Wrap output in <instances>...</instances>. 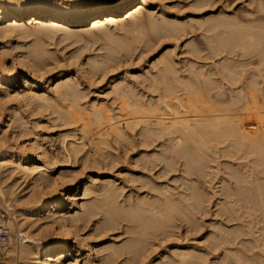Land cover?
<instances>
[{"label":"bare ground","instance_id":"6f19581e","mask_svg":"<svg viewBox=\"0 0 264 264\" xmlns=\"http://www.w3.org/2000/svg\"><path fill=\"white\" fill-rule=\"evenodd\" d=\"M152 2L154 3L155 0H104L102 2H98L97 0H0V38L5 37L7 35L9 36L15 32H17L19 34L20 33H22V34H34V36L36 35V36L41 38L43 36H48V35L50 36V35H52V33L54 34L55 31L62 29V28L66 29L64 31L69 35L70 33L72 34L74 29H76L78 27L83 29L82 30L83 32L90 33L95 29L102 28L103 26L105 27L109 23H115V24L121 23L122 24L127 20H132L134 23H136L137 21H139L141 19L143 20V18L148 20L147 23L149 22V24H150L149 28H151L154 31V34L156 32V33L161 34V35L162 34L163 35H170V36L175 35V34L178 35L179 32L182 31V29H183L182 24H179L177 22L165 19L167 17H165L161 23H158L157 19H156L157 22L154 20V17L151 15L150 10H149V12L147 11L148 15H147V13H145L148 5ZM197 2H196V4H197ZM199 3L200 2H198V4ZM252 4H253V2H252ZM258 6H261V5H258ZM257 9L259 10L258 7H257ZM262 11H263V6H261L260 11H257V12H262ZM245 12L243 11L242 13H245ZM124 15H125V18H123ZM244 15L245 14H243V16ZM243 16L237 17V18L233 17L234 20L233 19L230 20L227 17L226 18L221 17L218 20H213L211 23V24H213L212 28L207 25L208 27L211 28V29H208V31H207V33L210 31L208 33L209 36H207V37L205 36L206 38L204 37V39H203L202 37L204 35H201L202 41L205 40L204 42L211 49V52L214 53L215 51L218 50L216 53L217 55H219L220 51L226 52V54H224V52H221L225 56H223V58L220 59V60H223V62L220 61L223 63V64L221 63L223 68L220 65V67H221L220 71L217 70V68H216V70L214 69L216 72L213 69L207 70V69H205L204 63H203L204 69L202 68V66L198 67L197 66L198 63L196 62L197 61V59H196L195 63H197V64L195 66H197V68H200V69L195 70L194 67H190L188 65L187 68H189L190 71H188L189 69H186L183 71L181 69L182 68L181 67L180 68L181 71L179 70L180 72L183 71V73L181 74L178 71L179 67L176 68L177 64L175 65V63H177V62H175V63L172 62L173 61L171 59L172 56L170 57V54H168V53L164 54L163 53V56H161L160 59L158 58L156 60L157 62L155 63V67L153 65V67L157 69L156 72H154L152 75L149 73L150 75H148V76H151V78L147 77V81H148L149 85L151 86L153 93L158 92L157 93L159 96L158 98L157 97L153 98V96H152L153 100L151 99V97H150L151 100L148 99L149 101H144L143 99H145V98L140 100L141 98H138L134 94H132V88L130 87L129 84H126V82H124V81H118V82L114 81V83L111 85V90H109V91L111 94H113L116 98L119 99V101H120V107L119 108L121 109L120 110L121 112H124L123 115L125 114L126 116H128L126 118L127 119L126 124L124 123L128 128L134 129L136 126L138 127V125H139L141 134H144L145 136L146 135L150 136L153 139L155 136H157L156 138H158V139L160 138L161 140H162L163 136H164V138L166 136V138H168V139L165 138L167 140V142L169 140V136H172L173 138L170 137V140L172 139L171 140V142H172L173 139H175L173 141L174 144L169 143L170 142V140H169L168 143L165 141L167 144H169L168 146H166L167 144H165V142H162V141H164V139L161 141V143H163L161 145L163 152H164V150H163L164 146L166 149L170 148L168 151L165 149V152L164 153L162 152V153L165 154L167 152L168 154H165V156L167 155L168 159L169 158H176V157H172V155L176 156V154L179 155L180 158L181 157L184 158L185 160L183 159V161H186L185 165L189 168V170L192 167L197 169V170L200 167L203 170V168L201 167L203 165V166H205L204 171H206L205 169L207 167L206 166L207 164L204 165L203 163L206 162V161L204 162V160H208L209 158L205 159L204 156L201 154L202 151L204 154V152H205L204 150L206 148L203 147V150L199 153L198 150L202 149L200 146H208L209 147L210 143L221 141V140L224 142V139H225L226 143H228L230 141L232 143V145H234V148L239 151V153L238 152H232L233 156H234L233 158H236L235 157L236 155L234 153H236V154L238 153L237 154L238 159L246 158L248 156L251 157V158L248 157V158H250L249 160L246 159V161L239 163L242 166V169L239 168V165L237 164L238 163L237 162L235 165H233V167L234 166L235 167L230 172L231 173L230 178L232 180L231 184H233V185L231 186V188L229 187V189H228V196H229L228 198H230V196H231L232 200L227 201L228 203H226L225 205L230 204V207L228 206V208L230 210L229 214L231 215L230 219H231V221H234V222L232 224V227L229 228V230H230L229 237L226 236L227 239H229L226 242L229 244L227 251H228V254L230 255V256H228V255L227 256H228V258L230 257L229 264H264V100H263V102H261V99L260 100L258 99V97L260 96V94L258 95V93H260V92H258L259 91V83L255 84L254 85L255 87H254V86H252L253 83L251 84L250 80H249L248 83H250V84L248 85V87L251 85L252 87H254V90H253V88L251 89V87H249L251 89L250 91H248L249 88L248 89L245 88V90L247 92H245V90H244L245 86H243V89H242V87H239V90L241 88V91L239 92V90H238L236 93H234L235 94L234 96L236 97V94L238 93L237 96H239L240 99L234 100L233 97L231 96L232 97L231 103L233 105L230 104V106H228V107L225 106V104H224L225 107L222 105V103H225V102H223L224 100L223 101L221 100L222 101V103H220L221 108L218 106L219 105L218 103H217L218 105H216L220 109L217 108L216 106H213L216 104L214 102L215 97H214V99H212L210 97L211 95L213 96L214 93H215L214 95L216 97H217V95L218 96L220 95L219 93H222V92H218L217 88H215L218 85V82H217L218 77L220 76L219 79H221L222 81L224 79V81H225L227 75L230 76L229 74H231L230 72H232L230 70L231 69L233 70V68L230 69V67L231 66L234 67V64H235L234 63L233 65H231V60L233 59L232 57H236V56H231L232 52L230 54V51L234 50L233 48H235V47H237V49H238V47L240 49L244 48L241 51L245 50V52H244L245 54L248 53V55H251L250 54L251 51L250 52L248 51L249 46L250 47L253 46L251 43L255 44L259 41V43H257V44H259V47L263 45L264 35H262L263 34L262 32H264V15L258 13L256 15L254 14V15L249 16V18L247 16L246 17H243ZM228 17H230V16H228ZM245 20H246V22L250 21V23L247 22V24H246L244 22ZM141 21H139V22H141ZM255 22H256V24H253ZM206 23L208 24V22H206ZM88 25H89V28H83V26H88ZM152 30H151V33L153 32ZM214 30H215V32H213ZM211 32H212V34H211ZM216 32L221 33L219 38H218L219 34L216 35L217 34ZM233 32H236V33H233ZM205 33H206V31L202 34H205ZM229 33H230V35H229ZM232 33H233V36H232ZM222 34H223V36H222ZM225 34H227V36L229 35L230 37L229 36L227 37ZM255 34H256V36H255ZM257 34L258 35L261 34V36H259L258 38L260 39V37H262L263 39L262 38H261L262 40L257 39L256 38ZM214 35H216L217 38L214 37ZM213 37L216 39H219V41L214 39ZM150 40H152V39H150ZM150 40H149V42H150ZM176 41H177V39H176ZM254 41H255V43H254ZM260 41H261V43H260ZM0 43H1L0 44V90H1L2 87H4V86L9 88L10 82L13 81V77H15L14 75L16 73L17 62H19V64H22V65L25 64V62H24L23 58H21L17 54L13 53L12 62H11V64H9L8 53L13 52V51H10L12 49H9L8 46L3 45L2 42H0ZM198 43L199 42H196V44H197L196 47L198 48V50H201V51L204 50V48L202 47L204 45L201 44L202 45L201 46L200 44L198 45ZM190 46H191V44H190ZM194 46L195 45L193 43V46L188 48V49H192V51H191L192 53H190V55L192 56V59L198 58L199 61H202L204 59L202 57L203 53L200 52L202 54V56H201L200 53H198L197 48H195ZM114 47L118 48L117 46H114ZM125 47L126 46L124 45V49H125ZM201 47H202V49H201ZM256 47L257 46H255V47L253 46L251 48L256 49ZM259 47H257L258 50H259ZM33 48H35V47L33 46ZM112 48L113 47L111 46L110 49H112ZM209 48L207 50H210ZM246 48H248L247 49L248 52L246 51ZM251 48H250V50H251ZM263 48H264V46H263ZM115 49L114 50L112 49L111 52L108 55H106L107 58L105 61L103 59V61L105 62V65L108 62H110L111 60H112V62H114L113 56L115 53H117V52H115ZM188 49H187V52H190V50H188ZM207 50H205V51H207ZM261 50H263V53H264V49H262V47H260L259 52ZM46 52L47 51H45V49H42L40 47L39 48L36 47L35 49L31 50V52H30L31 54L28 53L29 55H32L30 57H32L33 61L30 62L29 66H30V72H32L34 75L35 74L37 75L38 72H40V70L45 68L46 62H48L46 60H47V57L49 56V55L47 56V54H49V53H46ZM213 53L211 56L214 55L213 57H217V56H215V53L214 54ZM240 53H242V52H240ZM257 53L258 52H255L256 55H257ZM260 53L263 54L262 52H260ZM28 54H27V56H29ZM50 54H51V52H50ZM243 54L238 53V55H240V56L245 55V54L244 55ZM187 55H189V53ZM196 55L198 57H196ZM242 56L240 58H242ZM258 56H260V55H258ZM199 57H200V59L201 58L202 59L200 60ZM207 57H210V56H207ZM247 58H249V56ZM256 58H258V57H256ZM210 59H211V57H210ZM244 60H247V59H244ZM244 60H238V61L244 62ZM259 60H262V63H264L263 58L262 59L259 58ZM98 62L99 61H97V65L95 66L96 69L102 68L101 63L99 62V65H98ZM191 62L193 64V60L190 61V63ZM212 62H213V60L211 59L210 63H212ZM232 62H234V60ZM257 62L262 64L261 61H257ZM200 64L202 65V63H200ZM213 64H214V62H213ZM219 64H218V66H219ZM237 64H238V62H237ZM241 64H243V63H241ZM246 64H245V66H246ZM254 64H251V65H253L252 67H254ZM156 65H158V67H156ZM216 65H217V62H215V66ZM238 65H237V67H238ZM249 65H250V62H249ZM263 65L264 64H262L261 68L262 67L264 68ZM103 66H104V63H103ZM206 66L209 67L208 64ZM255 66H256V64H255ZM108 67H110V66H108ZM247 67H248V64H247ZM106 68H107V66H106ZM259 68H260V65H259ZM259 68H257V71L258 70L260 71ZM93 70H94V68H93ZM243 70H245V69H243ZM243 70H241V73ZM246 70H248V69H246ZM185 72H187V73H185ZM246 72L243 71V73H246ZM184 73L186 75L187 74L189 75L190 73L191 74L189 76L188 75L186 76V75H184ZM223 73H225L226 77L223 75ZM239 73H240V71H239ZM241 73L239 75H241ZM243 73H242V75H245ZM253 73L254 72H252V74ZM260 73H262V72H260ZM257 74H259V73H257ZM239 75L236 76V75H233V73H232L231 79H234L236 81L239 77V80H240V77L242 75L241 76H239ZM254 76H256V75H254ZM262 76L264 78V75H262ZM61 77H62V80H61L62 82H58L57 84H55L53 87V90H52L53 92H55L54 95L57 94V97H53L54 95L51 96L49 93H46V92L40 93L38 87H41V85L38 82H36L34 79L32 80L31 77L28 75H25V83H26L25 88H23L22 90L15 89V93L14 92L13 93L16 94V97L15 96L14 97L16 99L20 100L19 102H24L26 105H30L32 102L36 101L39 108H42V109L43 108H47V109L52 108V110H53L52 112L56 113L59 120H61L60 121L61 125H66V126L71 125V126H75V127H77V126L81 127L82 126V128L85 127V129H88L87 125L90 126V124L92 125V123L94 124L95 122L90 121L93 117L90 119L86 118V116H87L86 114H87L88 109L87 110L83 109L85 106L82 107L81 106L82 104L80 105V102H79L80 96H79V93L77 92V89H76L77 84L74 85L75 83H74V81L71 82L72 80H65L64 81V79H66L65 76H61ZM222 77H223V79H222ZM230 77H227V78H230ZM242 77H243V79H245L244 76H242ZM247 77H250V76L248 75ZM259 77H260V75H259ZM231 79H229V80H231ZM253 79H254V77H253ZM239 80H237L236 82H238ZM216 82H217V84H216ZM252 82H255V81L252 80ZM258 82H260V81H258ZM261 82L263 84L262 80H261ZM220 83H222V82L220 81ZM226 83H232V81L226 82ZM245 83H246V81H245ZM245 83H243V84H245ZM233 84L234 83H232L231 85H233ZM236 84L238 87V83H236ZM245 85H247V84H245ZM257 85H258V87H257ZM223 87L221 88L222 90H223ZM263 88H264V86H263ZM213 90H217V91L213 92ZM154 91H156V92H154ZM243 91H244V93H243ZM260 91H261V89H260ZM11 92H12V90H9L6 93L8 95H10ZM229 92H231V91L229 90ZM262 93L263 92H261V94ZM14 94H12V95H14ZM232 94L233 93H231V95ZM12 95H10V96H12ZM224 95H225V93H224ZM205 96L207 98L213 100V102L215 104H212L213 102L211 103L212 100L208 101V102H210L212 104V106L215 108L209 107V105H208V107H203V108H201L203 110H201V109H198L197 107H195L194 102H190L191 99H197L198 98L200 100L201 97H203L202 98V100H203L206 98ZM2 97H3V95H2ZM14 97H13V99H14ZM139 97H141V96H139ZM60 98H61V100H60ZM242 98L245 99L246 101L243 100ZM118 99H116V100H118ZM209 99H206V101ZM241 99L246 102V104H244L243 108L245 109V111H247L249 113V115H247V116H249V118L251 119V122L253 121L252 123H247V125H245V126L243 124V117L240 116L239 114L235 113L237 111H235V112L231 111V109H233V106H235V104H236L235 107L237 108V105H238L237 103L240 104ZM262 99H264V98H262ZM185 100H186V102H185ZM230 100H228V101L226 100V103L229 102ZM61 101H64L65 103H66V101L70 102L69 106L72 105L71 107H74V108H71V107L68 108L69 106L67 107V104H64ZM192 101H194V100H192ZM196 102H197L196 105L198 106V100H195V103ZM200 102H201V100L199 101V103ZM100 103H101V101H100ZM90 105H93L91 107H93L94 111H92V112L89 111L88 114H90V113H91V115L94 114V115H92V116H94V119H93L94 121H98V123L100 122L99 124L102 127H104L106 124H108V125L110 124L107 129H105L103 131L100 130L98 132L99 134H97V135L99 137H103V139L100 140V142L105 141V143H107L106 142V141H108L107 136L111 133L113 134V136H115L114 138H117V137L122 138V136L127 134L125 131V128L121 124L116 123V119L119 120V115H122V114H118V112L117 113L113 112L111 110L112 108H109V106L108 107L105 106L106 104L104 105L103 103L96 105L94 102ZM201 105H203V104L201 103ZM226 105H228V104H226ZM240 108L242 109L241 106H240ZM244 109H242L241 111H244ZM91 110H92V108H91ZM235 110H238V108ZM170 114H172V117L170 116V118H168L169 117L168 115H170ZM91 115H90V117H91ZM14 117L12 118V115H11L10 118L8 119V122L6 123V125L10 126V127H11V125H12V127L14 125V127H13L14 129L20 128L21 130H23L22 127L24 125L22 126V124L20 123L21 122L20 118H18L17 115H15ZM87 117H89V116H87ZM95 118L97 120H95ZM249 118H247V119H249ZM245 119H246V116L244 117V121L247 120V119L246 120ZM86 120H89L90 124H87L88 121L86 122ZM27 124H28V122H27ZM96 124H97V122H96ZM99 124H97L98 127L100 126ZM103 124H105V125L103 126ZM94 126H96V125H94ZM2 131H3V129H2ZM2 131H0V199L2 201H5V202H6V200L7 201L9 200L10 202L13 201L14 206L16 207V211H17L16 214L18 213V215H17L18 217L15 218L16 221L14 220L15 221L14 224L16 225L18 230L23 231L26 235V239L23 242H21L17 246L10 247V249L8 250V254L10 256L9 258H10L11 264H76L77 262H78V264H119L120 263L119 259L122 258L123 255H126V256L123 258V262H121L120 264H147V263H143L142 260L138 258L139 254L141 253L142 248L144 247V246L142 247V245L145 244V242H148L147 239L150 238L151 235L160 233V232H158V229L162 230L161 232L164 233L165 228H167V225H165L164 222L167 221L169 223V221H172V219H174L173 217H175L174 213H176V212L184 213V211L186 212V210H187V212L188 211L191 212L190 210H192L194 205L197 203L195 200L196 203L193 205L192 208L189 209L188 205H190V204H188V203H190L191 200H193V198L196 197V195L194 196L192 194H189L188 197L190 198V195H191L193 198L191 197L190 202L185 204L182 202V201H184V199H185L184 202H187L186 198L184 197L186 195L184 193V192H186L185 189H184L185 191L182 192L185 195L182 196L181 199H178L181 196L176 197V199H178V200H176V199H173L171 197L174 195L173 194L174 192L172 193L170 191L171 189L170 188L168 189L167 186L166 187L162 186L163 188H162V190L160 189V192L159 191H157V192L153 191V192H156V194L154 193L155 195H153V193H151V190H150L151 188H150V189H148V193L145 196H143L141 198L139 197L140 198V199L138 198L139 200L136 198L135 201L138 200L137 203L134 200L132 203V201H131L132 199H131L129 201V202H131V204H129L127 206H122L123 204L121 203L122 205L120 206V204L117 203V197H118L119 193L116 192L115 188H112L111 186H109V188H105L106 186L105 187L103 186V190H102L103 192H101V194L99 193L100 199L99 198L98 199L100 201L98 203H95V201H94L93 204L86 206L87 208L84 210V212L86 213L88 211L87 213L91 214V218L93 216L92 214L101 213L102 215H105V218L104 217H103L104 219L102 218V220H103L102 226L106 227V228L108 227V229H112V228H109V226H111V225L116 226L120 222V219H122L121 218L122 216L124 217L123 218L124 220L127 221V219H129L133 222V224L131 223V221H129L132 225L128 224L130 227L126 230V231L130 232V234H131V235L128 234L130 238H129V240H127V241H129L127 244H124L123 246H118V245L115 246V245L110 244V246H107V247L102 249L103 251H105V254L101 255L97 251L94 250V248H96L97 246L95 245L96 247H94V246L88 245L87 241H86L87 238H85L83 235L80 234V231L82 230V228L84 229V226L86 223L83 221L80 224V222H81L80 220L82 219L81 216L74 215V213L72 212V209H70V206H69V203L75 204L78 201V199H81L83 196L79 192H75L74 194L67 195L66 188L68 185L66 184V182H67L66 178L68 176L66 177V174H64L62 172H61L62 174H60V176L50 174V170H51L50 167L54 165L53 164L50 166L53 156L50 155V153L48 152V150L46 148H43L41 146L42 143L37 142L38 139L37 140L35 139L33 141H29L27 144H24V145H17V147L14 148L13 145L10 146V142L7 143L8 139H11L12 137L6 136L5 134L2 135V133H1ZM5 131H3V132L5 133ZM85 133H86V131H85ZM93 135H95V134H93ZM37 137H39V136H37ZM15 140H16V138H15ZM227 140H229V141L227 142ZM94 141H96V139ZM98 142H99V140L96 143H98ZM76 143L73 142V140L70 143V151L69 152L70 153L72 152L74 154V156H76L78 151L80 150L79 147L82 148L81 145L78 146L79 144L77 145ZM108 143H110V142H108ZM195 143L196 144L198 143L200 145V146H197L198 148L200 147L199 149H196V146H195V149H193ZM100 144L102 145V142ZM100 144L99 145L95 144V146L97 145V147H99ZM213 144L214 145L211 144L212 148L210 147L211 150H213V152H211V150L209 149L210 154L211 153L214 154V152H215L214 150L216 149L214 147V146H216V143H213ZM221 144L223 145L224 143H221ZM229 145H228V147H230ZM208 147H207L206 151L208 150ZM225 147L226 146H224V148ZM232 147H230V148H232ZM99 149H100V147H99ZM220 149H222V148H220ZM229 149H225V150H229ZM97 150H98V148H97ZM218 151L219 150L217 149L216 154L218 153ZM223 152H221V153H223ZM65 153H67V152H65ZM162 153H160V152L157 153V151H156L154 153L155 154L154 158L157 159V157H158V159H159L158 161L164 162V160L167 158L164 155H160ZM224 153H230V155H231L230 151L229 152L225 151ZM224 153H223V155H225V156L229 155V154H224ZM93 154H94V152H93ZM97 154L95 152L94 155H97ZM101 154H102V152H101ZM170 154H172V155H170ZM219 154H220V152H219ZM206 155H208V153ZM65 156H66V154H65ZM71 156L72 155L70 154V157ZM162 156H164V157H162ZM217 156H218V154L216 155V157ZM147 157L148 156H146V158ZM219 157H220V155H219ZM227 157L231 158L232 156H227ZM202 158H204V160ZM220 158H218V159H220ZM148 160H149V158H148ZM170 160L169 161L167 160L168 163L170 162ZM200 160H203V161H201V164L199 163ZM213 160H214V158H213ZM240 160H242V159H240ZM167 161L165 160L164 166H165V163L167 164ZM173 161H174V159H173ZM173 161L171 163H173ZM231 162H233V160ZM56 163L57 162H55V164ZM183 164H184V162H183ZM194 164H195V166H194ZM169 165L170 164H168V166L167 165L166 166L169 167ZM174 165H178V164H174ZM185 165H182V166L185 168ZM170 166L172 167V164ZM210 166H212V165H210ZM218 166H220V165H218ZM208 167H209V165H208ZM233 167L229 166L228 170L230 171V168H233ZM200 168H199V170H200ZM186 169H184V170H186ZM7 170H9V173H7V175H4L5 174L4 171H7ZM189 170L187 169V171H189ZM192 171H194V169H192ZM226 171H227V169H226ZM194 172H197V175L198 174L200 175V173L198 171H194ZM18 173L20 176L19 177L17 176L16 179H18L20 177L22 178V176H25L23 178L30 176V178L32 179V181L30 180L31 181L30 184H28V186H30V189H28V191H25L27 189L22 190L23 193H20L21 188H20V191H18V190H16V187H15L17 184L16 182H18L20 179L16 182L14 181L13 183H8V181H9L8 179L12 175H14V174L17 175ZM161 173H162V171H161ZM192 173H190V174H192ZM202 173L203 172H201V174ZM184 175H185V173H184ZM197 175L195 173V178ZM182 176H183V174H182ZM190 177H192V176H190ZM13 178H15V177H13ZM183 178L185 179V176H183ZM142 179H140V180H142ZM10 180H12V179L10 178ZM26 180H27V178H26ZM188 180H190V179H188ZM108 181H110L109 178H108ZM196 181H195V183L198 182V181L197 182ZM188 182H192V181H188ZM229 182H231V181L229 180ZM18 184H19V182H18ZM144 184H146V183H144ZM190 184L192 185V183H190ZM193 184H194V181H193ZM155 186H157V185H155ZM193 186H195V185H192V187ZM194 188H193V190H194ZM196 188H195V192L194 191H190V192H192L194 194L197 193V196H199L198 190ZM154 189H156V188L153 186V190ZM188 189H191V188L188 187ZM86 190L88 191L87 187L85 188V192H87ZM157 190H159V189H157ZM97 192H99V191H97ZM170 192L172 194H170ZM182 193H181V195H183ZM199 194H200V192H199ZM119 197H121V196L119 195ZM202 197L203 196L201 194V198ZM197 198H199L197 200H199L198 203H200L201 198L200 197H197ZM202 199H204V198H202ZM134 202H135V204H134ZM180 203H182V204L180 205ZM126 204H127V202H126ZM183 204H184L185 208H184ZM186 205H187L188 209H187ZM191 205H192V203H191ZM225 205H224V207H225ZM182 208H184V210ZM48 209H49V211H47ZM194 209L196 210L197 207H194L193 210ZM180 215H182V214H180ZM87 217H89V216L87 215ZM125 218H127V219H125ZM89 220H91V219H89ZM86 221H87V219H86ZM188 221H189V219H188ZM161 222H162V224H161ZM6 223H8V225H10V226L13 225V223H11L9 219H6ZM170 225H171V223H170ZM100 226H101V223H100ZM112 227H114V226H112ZM168 228H170V227H168ZM227 228H225V230ZM105 230H107V229H105ZM126 231H124V232H126ZM163 233H162V236H163ZM220 233H221V231H220ZM159 235H161V234H159ZM214 237H211V238H214ZM77 238H80L79 240H77L78 242L76 241ZM88 239H90V238H88ZM153 240H154V238H153ZM74 242H77L78 244L86 243L88 245L86 248V254L85 255H84V253L81 252V250L79 248L80 246L74 247L75 249H73V250L71 249L73 246L72 243H74ZM86 244H84V245H86ZM215 244H216V241H215ZM221 245H223V244H220V247H221ZM223 247H224V245H223ZM124 249H126V250H124ZM143 250H142V252H143ZM175 250L179 251L178 252V254L180 255V259L178 261L179 264H204L203 263L204 261L202 262V260L205 258L202 254L199 253L197 248H190V247L185 248V247L178 246V247H176ZM217 250H218V248H217ZM103 251H102V253H103ZM126 253H131V256H128ZM174 253H175V251H174ZM225 253H227L226 250H225ZM165 254H167V252ZM227 256H226V258H227ZM177 258H179V257H177ZM79 259H81V260L78 261ZM223 259L225 260V258H223ZM166 261H164V259H162V257H161V260H159V262L157 264H166L165 263ZM222 263L224 264V262H222ZM151 264H155L154 261H152ZM170 264H172V263H170Z\"/></svg>","mask_w":264,"mask_h":264},{"label":"rangeland","instance_id":"374dc122","mask_svg":"<svg viewBox=\"0 0 264 264\" xmlns=\"http://www.w3.org/2000/svg\"><path fill=\"white\" fill-rule=\"evenodd\" d=\"M97 1L102 2L104 0H97ZM197 1L200 3L198 4ZM196 2H197V4H196ZM252 2H253V4H252ZM258 5L263 6L262 12H257V11H260V7H261ZM257 7L259 8V10L257 9ZM149 10L151 12V15L154 17V20L156 21V19H157L158 23H161L163 21V19L165 17H167L165 19H168V20L177 22L179 24H182L183 29H182V31L179 32L180 35L179 34H178L179 36L177 34L171 35V36L170 35H163V34L161 35V34H158L156 32L154 34V31L151 28H149L150 24H149V22L147 23L148 20L143 18V20L141 19L142 21L139 20L141 22L137 21L136 22L137 24L134 23L132 20H127V21H125L126 23L124 22L122 24L121 23H119V24L109 23L105 27L103 26L102 28L95 29L90 33L83 32L82 31L83 29L78 27V28L74 29V31H73L74 33L72 32V34L70 33L68 35L64 31L66 29L62 28V29L55 31L54 34L52 33V35H50V36L48 35V36L41 37L42 39L36 35L34 36V34H22V33L19 34L17 32L12 33L9 36L7 35L5 37L0 38V42H2L3 45L8 46L9 49H12L10 51H13V52L9 51L10 53H8L9 64H11V62H12L13 53L17 54L18 56L23 58V60L26 64V65L25 64L22 65V64H19V62H17L16 73L14 75L15 77H13V81L10 82V84H9L10 89L8 87L4 86V87H2L3 90L2 89L0 90V95H1L0 96V107H1L0 108V110H1L0 111V113H1L0 114L1 115L0 116L1 117L0 118V131H2V129H3V131L6 130L5 133L3 131L1 132L2 135L5 134L6 136L12 137L11 139H8L7 143L10 142V146L13 145L14 148H16L17 145H24V144H27L29 141H33L35 139L36 140L38 139L37 142L42 143L41 146L43 148H46L48 150V152L50 153V155L53 156L50 166L53 164L54 165L50 167L51 168L50 174H54L56 176H60V174H62V173L66 174V177L68 176L66 178V180H67L66 184L68 185L66 188L67 195L74 194L75 192H79L83 196L81 199H78V201L75 204L69 203V206H70V209H72V212L74 213V215L81 216L82 219L80 220L81 221L80 224L83 221L86 223V224L84 223L85 224L84 229L82 228V230L80 231V234L83 235L85 238H87L86 241H87L88 245H91L94 247L97 246L96 248H94V250L97 251L99 254H101V255L105 254V251H103L102 249L107 247V246H110V244L115 245V246H117V245L123 246L124 244H127L129 242L127 240H129V238H130L128 235V234H130V232H128L126 230L130 227L129 225L133 224V222L131 220L125 218V219H127V221H126L123 219L124 217L122 216L121 217L122 219H120V222L117 224L118 226L117 225L116 226L111 225V226H109V228H112V229H108V227L106 228V227L102 226L103 225L102 224V221H103L102 218L103 217L105 218V215H102L101 213H97L98 215L92 214L93 216L91 218V214L87 213L88 212L87 210H86L87 211L86 213L84 212V210L87 208L86 206L93 204L94 201H95V203H98L100 201L99 200L100 199L99 193L101 194V192H103L102 191L103 186L104 187L106 186L105 188H109V186H111L112 188H115L116 192L119 193L118 197H117V203L120 204V206L122 204H123L122 206H127V205L131 204V202H129L131 199H132L131 201L133 203V200L135 201L136 198L138 199L139 197L141 198V197L145 196L148 193V189H150V188H151L150 189L151 193H153V195H155L157 191L160 192V189L162 190L163 187L167 186L168 189L169 188L171 189L170 191L172 193L174 192L173 193L174 195L171 196L173 199H176V197H178V196H181L180 198H178V199H181L182 196H184L186 194L184 197L186 198L187 202H184L185 199H184V201L181 200L185 204L190 202V199L192 196L190 195V198H189L188 197L189 194H192L194 196L196 195V197H194V198L192 197L193 200H191V202L188 203L190 205L192 203V205L191 206L188 205V206L190 209L197 202L194 205V207H197V209L196 210L194 209L195 210L194 211L193 210L194 207H193L192 210H190L191 212H189V211L187 212V210L185 209L186 212L184 211V213H180V212H176L177 214L174 213L175 217H173L174 219H172V221H169V223L167 221L164 222V224L167 225V228H165V232L163 233V232H161L162 230L158 229V232H160V233H157L158 235L157 234L151 235L150 238L147 239L148 242H145L146 245L145 244L142 245V247L144 246L142 248V250L143 249L144 250H143V252L141 250V253L139 254L138 258L141 259L143 263H147V264H151L152 261H154V263L157 264L159 262V260H161V257H162V259H164V261L167 260L165 262L166 264H170V263H172V264L178 263L179 264V262H178L180 259V255L178 254L179 251L175 250V249H176V247L180 246V247H185V248H187V247L188 248L189 247L190 248H197L199 253L202 254L205 258L202 260V262L204 261L203 262L204 264H223L222 262H224V264H229L230 257L228 258V256H230V255L228 254V251H227L229 244L226 241L229 240V239H227V237H229V233H230L229 228L232 227V224L234 221H231V219H230L231 215L229 214L230 210L228 208V206L230 207V204H227V205H225V204L228 203L227 201L232 200L231 196H230V198H228L229 197L228 196V189H229V187L231 188V186L233 185V184H231L232 180L230 178V176H231L230 172H231V170L234 169L235 166L233 167V165H235L237 162H238L237 164L239 165V168L242 169V166L239 163L246 161V159L249 160L251 157L248 156L250 158H248V157L240 158L242 160L244 159L243 161L238 159L237 154L239 153V151L234 148V145H232V143L229 140H227V142L229 141L230 143L229 142L226 143L225 139H224V142L222 140L217 141V142H213V143H216V146H214L216 149L213 147L215 149L214 150L215 155L213 153L210 154V151H209V149L211 150L212 145H214L213 143H210V145L211 144L212 145L211 146L209 145V147L208 146H200L198 143L197 144L195 143L196 145L194 144L193 149H195V146H196V149H199L200 147L202 148L201 150L200 149L198 150L199 153L203 150V147L206 149L208 147V150L206 151V149H205L204 154H203V151L201 152V154L204 156L205 159L209 158L211 161L209 159L204 160V158H202L204 160V162L205 161L207 162V163L206 162L203 163L204 165L207 164L206 165L207 167L205 169L206 171H204L205 166H203V165L201 166L203 168V170L200 167H199L200 170H199V168L197 170V169L193 168L192 166H191L192 168H190V170H189V168L185 165L186 161H183L184 158L181 157L182 158L181 159L180 156L177 154H176V156L175 155L173 156L172 155L173 153H172L170 155H172V157H176V158H169L168 159L167 155L165 156V154H168V153L166 152L165 154H163L165 152L166 148L163 145L164 146V149H163L164 152H163L162 147H161V145L163 143H161V141L164 139V141H162V142H165V141L167 142L166 139H168V138H166V136H165L166 139L163 136L162 140L160 138L159 139L156 138L157 136H155L154 137L155 140H154L150 136H147V135L145 136L144 134H141L139 125H138V127L136 126L134 129L128 128L125 125L127 122L126 118L128 116H126L125 114L123 115L124 112L120 111L121 109L119 108L120 107L119 99L116 98L113 94H111L109 90H111V85L114 83V81L115 82L124 81V82H126V84H129L130 87L132 88V94H134L138 98H141L140 100L145 98V99H143L144 101H149L152 99V96H153V98H156V97L158 98L159 97L157 94L158 92L154 91L156 93H153L152 88L147 81V77L151 78V76H148V75H150V74L152 75L154 72H156L157 69L154 68L155 63L157 62L156 60L158 58L160 59V57L163 56V53L164 54H166V53L170 54V57L172 56L171 57V59L173 60L172 62H174V63L177 62V63H175V65L177 64L176 68L179 67L178 71L179 70L181 71V69L183 71L186 69H189V68H187L188 65L190 67H194L195 70L200 69V68H197V66L198 67L202 66V68L205 66V69H207V70H212V69L216 70V68H217V70L220 71V68H221L220 65L222 66V64H223L222 63L223 60H220V59L223 58V56H225L224 54H226V52L219 50L220 53L218 52L219 55H217L216 54L218 51L217 50L214 52L215 56H217V57H213L214 55L211 56L213 52H211V49L206 45V43L204 42L205 40L202 41V38L204 39L205 36L206 37L209 36L208 33L210 31L208 33H207V31H208V29L212 28V25H213V24H211L212 21L218 20L221 17L222 18L227 17L228 19L232 20L233 17L234 18L242 17L243 14H245L243 17L247 16L248 18H249V16L254 15V14L256 15L258 13L264 15V0H207V1L206 0H155L154 3L152 2L148 5L147 10L145 12V13H147V15H148ZM243 11L244 12L246 11L247 13L246 12L242 13ZM125 15L123 18H125ZM228 16H230V17H228ZM206 22H208V24ZM244 22L246 24H247V22L250 23V21L246 22V20ZM253 24H256V22ZM207 25L210 26L211 28L208 27ZM83 28H89V25L83 26ZM151 30L153 31L152 33H151ZM205 31H206V33L202 34ZM213 32H215V30ZM233 33H236V32H233ZM233 33H232V36H233ZM262 33H263L262 35H264V32H262ZM211 34H212V32H211ZM201 35H204V36L202 37ZM216 35H218V38H219L221 33L219 32ZM216 35H214V37L217 38ZM225 35L227 36V34H225ZM229 35H230V33H229ZM222 36H223V34H222ZM255 36H256V34H255ZM259 36H261V34L260 35L257 34L256 38L259 39L258 38ZM216 38H214V39H216ZM261 38L262 37H260L259 40L263 39V38L262 39ZM150 39H152V40H150ZM176 39H177V41H176ZM149 40H150V42H149ZM216 40L219 41V39H216ZM196 42H199L198 45L203 44L204 46H202V45L201 46L204 48V50H202V51L198 50V48L196 47L197 46ZM193 43L195 45L194 47L197 48L198 53H200V52L203 53V56L200 53V55L204 58L202 61H199L198 58L192 59V56L190 55V53H192L191 52L192 49H188V48L193 46ZM254 43H255V41H254ZM257 43H259V41ZM257 43H255L256 45L253 43H251V44L254 47L255 46L259 47V44H257ZM260 43H261V41H260ZM123 44L126 46L125 49H124ZM190 44H191V46H190ZM33 46L35 48L40 47L42 49H45V51H47L46 53H49V54H47V56L49 55L48 56L49 58L47 57L46 61H48V62H46L45 68L40 70V72H38L37 75L36 74L34 75L32 72H30V66H29L30 62L33 61L32 57H30L32 55H29V54H31L30 53L31 50L35 49V48H33ZM111 46L113 47L112 48L113 50L116 48L114 46L118 47L115 49V52H117V53H115L113 56L114 62H112V60H111L110 62H108L105 65L104 61L107 58L106 55H108L112 50V49H110ZM253 46H251V47H253ZM263 46H264V39H263V45L260 47H262V49H264ZM202 47H201V49H202ZM207 47L210 50H207L208 49ZM251 47L249 46V49L246 48V51H247V49L249 52L251 51L250 52L251 55H248V53H247L248 51L246 52L247 54H245L244 53L245 50L241 51L244 48L240 49L239 47H238L239 50L237 49V47H235L236 49L233 48L234 50L230 51V54L232 52L231 56H236V57H232L233 59L231 58L232 59L231 65H233L234 63L235 64H234V67H232V66L230 67V69L233 68V70L232 69L230 70L232 72H230L231 74H229V75L231 76L233 73V75L238 76L241 73V70L245 69L243 71H245V72L247 71L246 73H243V71H242V73L245 75H242V73H241V75L244 76L245 79H243V77L241 75H239V76H241L240 77L241 81L239 80V77H238L237 80H239V81L236 82L237 80L235 81L234 79H231L232 76L230 77L227 75V77H230V78H227L225 76V73H223V75L226 77L227 80L225 79V81H224V79L222 77V79H223V81H222L221 79H219V77H220L219 76L218 80H217L218 85H217V87H215V88H217L218 92H222V93H219L220 95L219 96L217 95V97L214 95L215 93L213 94V96L212 95L210 96L212 99H214V97H215L214 102L216 104L213 102L212 99H209L206 96H205L206 98L204 97L205 99H203V100H202L203 97L200 98V100H201L200 103H199L200 100L198 98L197 99H191L190 102H194L195 107H197L198 109H201L203 107H208V105H209V107H213V106H216L218 104H219L218 106L221 108L220 103H222V101L224 100L223 102H225V103H222V105L224 106V104H225V106L228 107V106H230V104H232L231 103L232 97L234 100L240 99L239 96H237L238 93L236 94V97L234 96L235 95L234 93H236L239 90V87H242V89H243V86H245L244 90H245V88L248 89L249 87H251V89L253 88V90H254V87H255L254 85L258 84V83H259V91L258 90L257 91L260 92V93H258V95L260 94L258 99L259 100L261 99V102H263L264 99H262V98H264V88H263L264 78L262 75H264L263 74L264 68L263 67L261 68V66L264 63H262V60H259V58L264 59V55H263L264 53H263V50L260 51L263 54H261L259 52L260 47H259V50L257 47H256V49L255 48L253 49ZM250 48H251V50H250ZM187 49L190 50V52H187ZM205 50H207V51H205ZM50 52H51V54H50ZM221 52H224V54ZM240 52H242V53H240ZM255 52H258L259 54L257 53V55H256ZM26 53L27 54L29 53L28 54L29 56H27ZM186 53L187 54L189 53V55H187ZM238 53L239 54L244 53L245 55L244 54H243L244 56L241 55L242 58H240L241 56L238 55ZM197 55H196V57H198ZM258 55H260V56H258ZM207 56L211 57L214 64H213V62L210 63L211 59H210V57H207ZM248 56L250 59L247 58ZM200 57H199V59H200ZM256 57H258V58H256ZM103 59H104V61H103ZM196 59H197V61H196ZM244 59H247V60H244ZM192 60H193V64H192V62L190 63V61H192ZM233 60H234V62H232ZM238 60H244L245 63L243 61L241 62ZM97 61H99L101 63L102 68H99V69L95 68V66L97 65ZM195 61L198 63L197 66H195L197 64V63H195ZM220 61H222V62H220ZM257 61H261L262 64H260ZM99 62H98V65H99ZM102 62L104 63V66H103ZM215 62H217L216 66H215ZM237 62L239 65L237 64ZM249 62H250V65H249ZM200 63H202V65ZM203 63H204V66H203ZM241 63H243L244 65ZM246 63L248 64V67L250 66L249 68L247 67ZM254 63L256 64V66ZM207 64L209 67L206 66ZM218 64H219V66H218ZM245 64H246V66H245ZM251 64H254V67H252L253 65H251ZM153 65H154V67H153ZM237 65L239 68L237 67ZM259 65H260V68H259ZM106 66H107V68H106ZM108 66H110L111 68ZM156 67H158V65H156ZM93 68H94V70H93ZM222 68H223V66H222ZM257 68H259L260 71L259 70L257 71ZM246 69H248V70H246ZM180 71H179V73L182 74L183 71L182 72H180ZM188 71H190V69ZM239 71H240V73H239ZM252 72H254V73L252 74ZM260 72H262V73H260ZM185 73H187V72H185ZM185 73H184V75H186ZM257 73H259V74H257ZM25 75L30 76L32 80L34 79L36 82H38L41 85V87H38L40 93L46 92V93H49L51 96H53L55 94V92L52 91L54 85L57 84L58 82H62L61 76H65L66 79H64V81L65 80H72L71 82L74 81L75 84L74 83L73 84L74 85L77 84L76 89H77V92L79 93V96H80V99H79L80 105L82 104L81 105L82 107H84V106L86 107V108L84 107L83 109H86V110L88 109L86 115L89 117L86 116V118L90 119L93 117L90 121L95 122V123L93 124L91 122L92 123V125H91L90 121L86 120V122L87 121L89 122V123L87 122V124H90V126L86 124L88 129H85V127L82 128V126L81 127L80 126L75 127V126H71V125H67V126L61 125V122H60L61 120H59L56 113L52 112L53 111L52 108L51 109L50 108H48V109L47 108H43V109L39 108L36 101H34L35 103L32 102L30 105H26L24 102H19L20 100L15 98L16 94H14V93H15V89L22 90L23 88H25V86H26ZM246 75L247 76L249 75L250 77H247ZM254 75H256V76H254ZM259 75H260V77H259ZM253 77H254V79H253ZM229 79H231V80H229ZM251 79L253 81H255L256 83L252 82ZM249 80H250L251 84L253 83L252 86H254V87H252L251 85L248 87V85L250 84V83H248ZM261 80L263 81V84H262ZM220 81L222 83H220ZM231 81L236 86L234 84L231 85L232 83H226V82H231ZM245 81H246V83H245ZM258 81H260V82H258ZM217 82H216V84H217ZM236 83H238V87H237ZM243 83H245L247 85H245ZM222 87H223V90L225 92L221 89ZM257 87H258V85H257ZM251 89L249 88L248 91H250ZM260 89H261V91H260ZM6 90L7 91L12 90L10 95H12V94H14V95H12V96L8 95L6 93L7 92ZM217 90H213V92L217 91ZM229 90L231 92H229ZM240 91H241V88H240L239 92ZM245 92H247V91L245 90ZM261 92H263V93L261 94ZM224 93H225V95H224ZM231 93H233V94L231 95ZM243 93H244V91H243ZM2 95H3V97H2ZM139 96H141V97H139ZM13 97H14V99H13ZM53 97H57V94L54 95ZM150 97H151V99H150ZM6 98L7 99L9 98V99L7 100ZM116 99H118V100H116ZM206 99H209V100L206 101ZM242 99L240 101V104L237 103L238 104L237 105L238 110H235V109H237L235 107L236 106V104H235V106H233L234 110L231 109V111L232 112L237 111L235 113H237L243 117V124L245 126V125H247V123H252L253 121L251 122V119L249 118V116H247V115H249V113L247 111H245V109L243 108L244 104H246V102H245L246 100L243 99V100H245V101H243ZM60 100H61V98H60ZM192 100H194V101H192ZM195 100H198V106L196 105L197 102L195 103ZM226 100L227 101L230 100V101L226 103ZM100 101H101V103H100ZM208 101H211V103L213 102L212 104H215V105L212 106V104ZM61 102H63L64 104H67V107L70 104V102H68V101H66V103L64 101H61ZM94 102L96 105H99L102 103L104 105L106 104L105 106H107V107L109 106V108H112L111 110L113 112H115V113L118 112V114L123 115V116L119 115V120L116 119V123L121 124L125 128V131L127 133L124 135L125 137L122 136V138L121 137L120 138L119 137L114 138L115 136H113V134L111 133L112 135L109 134L107 136V139H108V141H106L107 143H105V141L104 142L101 141L102 145L100 144L101 143L100 140H102L103 137H99L97 134H99L98 132L100 130L103 131V130L107 129L110 124L109 125L103 124V126L105 125L104 126L105 128H104L99 124L100 122L98 123V121L93 120L94 116H92V115H94V114H92V115H91V113L88 114L89 111H91V112L94 111L93 107H91L94 104L90 105ZM185 102H186V100H185ZM201 103L203 105H201ZM226 104H228V105H226ZM71 106L72 105H70L68 108H70ZM218 106H216V107L219 108ZM240 106L242 107V109H244V111H241L242 109L240 108ZM71 108H74V107H71ZM91 108H92V110H91ZM213 108H215V107H213ZM201 110H203V109H201ZM11 115H12V118L15 115H17V117L20 118L21 122L20 121L19 122L22 124V126L24 125L22 127L23 130H21L20 128L14 129L13 128L14 125H13V127L11 125L12 128L10 126L6 125V123L8 122V119L10 118ZM90 115H91V117H90ZM168 116H169L168 118H170V116L172 117V114H170ZM245 116H246V119L249 118L250 120L247 119L248 120L247 121L245 119L246 121H244ZM95 120H97V119L95 118ZM27 122H28V124H27ZM96 122H97V124L100 125L99 126L100 128L98 127ZM94 125H96V126H94ZM85 131H86V133H85ZM92 133L95 135H93ZM37 136H39V137H37ZM170 137H172V136H169V140H170ZM15 138H16V140H15ZM93 139L94 140L96 139V141H94ZM72 140L75 143L78 141L76 144L77 145L79 144L78 146L81 145V147H82V148L79 147L80 150L78 151L76 156H74V154L72 152L71 153L69 152L70 151V143ZM98 140H99V142L96 143ZM169 140H168V142H169ZM171 140L169 143L174 144L173 141L175 139H173L172 142H171ZM108 142H110V143H108ZM166 142H165V144L168 143V142L167 143ZM221 143H224V144L222 145ZM95 144H98V145L100 144V146H99L100 149H99V147H97V145L95 146ZM168 145L169 144H167L166 146H168ZM228 145L230 147H232V146L233 147L230 148V147H228ZM197 146H200V147L198 148ZM224 146H226L227 148L226 147L224 148ZM97 148H98V150H97ZM220 148H222V149H220ZM169 149L170 148H168L166 150L168 151ZM217 149L219 151L217 153L218 156L216 157ZM225 149H229V150H225ZM222 150L223 151L225 150L228 152L230 151L231 155H230V153H224L225 151L223 152ZM154 151L155 152L157 151V153L163 152L160 155H164L167 158V159L164 158L166 161L167 160L169 161L170 159L173 161V159H174L173 163H171L172 162L171 160L169 163H168V161H167V164L165 163V166L166 165L168 166V164H170V165L172 164V167L169 165V167L166 166L167 167L166 168L164 166L165 160H164V162L158 161L159 160L158 157H157V159H155L154 158V156H155ZM65 152H67L69 155ZM93 152H94V154H95V152H96V154L97 153L98 154L94 155ZM101 152H102V154H101ZM211 152H213V150H211ZM219 152H220V154H219ZM221 152H223L224 154H229V155L225 156ZM232 152H238L237 154L234 153L236 155L235 157L237 159L233 158L234 156H233ZM207 153H208V155H206ZM65 154H66V156H65ZM70 154L72 155L71 157H70ZM219 155H220V157L222 156L223 158L222 157L220 158ZM146 156H148V157L146 158ZM164 156H162V157H164ZM227 156H232V157L230 158ZM148 158H149V160H148ZM213 158H214V160H213ZM218 158H220V159H218ZM203 160H200V162L199 161L198 162L201 164V161H203ZM232 160H233V162H231ZM55 162H57V163L55 164ZM183 162H184V164H183ZM174 164H178V165H174ZM195 164H194V166H195ZM217 164L220 166H218ZM182 165H185V168ZM208 165H209V167H208ZM210 165H212V166H210ZM229 166L233 167V168H230V171L228 170ZM186 168L189 171H187ZM184 169H186V170H184ZM192 169H194V171H198L200 173V175L198 174L200 177L197 175V172L192 171ZM226 169H227V171H226ZM7 171H4L5 174L4 173L3 174L7 175V173H9V170H7ZM161 171H162V173H161ZM183 172L185 173V175ZM201 172H203V173L201 174ZM190 173H192V174H190ZM195 173L197 175L196 178H195ZM182 174H183V176H185V179L183 178ZM189 175L192 177H190ZM12 176L15 178H13ZM12 176L10 177L12 180H10V178H9L8 183H13L14 181L16 182L20 179L18 181L19 184H18V182H16L17 184L15 186L16 190H18V191H20V188H21L20 193H23L22 190L27 189L25 191H28V189H30V186H28V184H30V182L32 181L30 176L26 177L27 180H26V178H23L25 176H22L23 179L21 177L16 179L17 176L18 177L20 176L19 173L17 175L14 174ZM108 178L110 179V181H108ZM140 179H142V180H140ZM188 179H190V180H188ZM229 180L231 182H229ZM186 181L187 182L192 181V182L187 183ZM193 181H194V184H193ZM195 181L197 183H195ZM144 183H146V184H144ZM190 183H192V185H195L197 188L195 186L192 187V185ZM155 185H157V186H155ZM153 186L156 189L153 190ZM86 187L88 189V191L86 190L87 192H85ZM188 187H190L192 190L188 189ZM194 187L198 190L199 196H197V193L194 194V193L190 192V191L195 192ZM193 188H194V190H193ZM157 189H159V190H157ZM184 189L186 190V192H184L185 191ZM97 191H99V192H97ZM153 191H156V192H153ZM171 192H170V194H172ZM182 192H184L185 194ZM199 192H200V194H199ZM181 193L183 195H181ZM201 194L203 196L202 198H204V199L201 198ZM119 195L121 197H119ZM197 197L201 198L200 203H198L199 200H197V199H199V198H197ZM178 199H176V200H178ZM138 200L135 202L137 203ZM195 200H196V202H195ZM126 202H127V204H126ZM135 202H134V204H135ZM0 203H6L11 207L12 215L10 217H8L7 219H9L11 223H13L12 226L14 228H17L16 225L14 224V222L16 221L15 218L18 217L17 216L18 213L16 214L17 211H16V207L14 206L13 201L10 202L9 200L8 201L6 200V202H5V201H2L0 199ZM181 204L182 203H180V205ZM224 205H225V207H224ZM183 206H184V204H183ZM186 207H187V205H186ZM184 208H185V206H184ZM184 208H182V209L184 210ZM187 209H188V207H187ZM47 211H49V209ZM86 214L89 217H87ZM180 214H182V215H180ZM86 219H87V221H86ZM89 219H91V220H89ZM188 219H189V221H188ZM129 221H131L132 224ZM162 222H161V224H162ZM100 223H101V226H100ZM170 223H171V225H170ZM112 226H114V227H112ZM168 227H170V228H168ZM225 228H227V229L225 230ZM105 229H107V230H105ZM219 230L221 231V233ZM124 231H126V232H124ZM162 233H163V236H162ZM159 234H161V235H159ZM211 237H214V238H211ZM88 238H90V239H88ZM153 238H154V240H153ZM79 239L80 238H77L76 241ZM215 241H216V244H215ZM77 242L72 243L73 246L71 249L73 250V249H75L74 247L80 246L79 248H80L81 252L84 253V255H85L86 254V248L88 245L86 243L78 244ZM84 244H86V245H84ZM220 244H223L224 247H223V245H221V247H220ZM217 248H218V250H217ZM224 249L226 250L227 253H225ZM124 250H126V249H124ZM102 251H103V253H102ZM174 251H175V253H174ZM166 252H167V254H165ZM126 254L128 256H131V253H126ZM125 256L126 255H123V257L119 259L120 263L123 262V258ZM226 256H227V258H226ZM177 257H179V258H177ZM223 258H225V260ZM80 260L81 259H79L78 261H80ZM76 264H78V262Z\"/></svg>","mask_w":264,"mask_h":264},{"label":"built area","instance_id":"2783aa9c","mask_svg":"<svg viewBox=\"0 0 264 264\" xmlns=\"http://www.w3.org/2000/svg\"><path fill=\"white\" fill-rule=\"evenodd\" d=\"M11 215V207L6 203H0V264H11L8 250L26 239L23 231L6 223V219Z\"/></svg>","mask_w":264,"mask_h":264}]
</instances>
